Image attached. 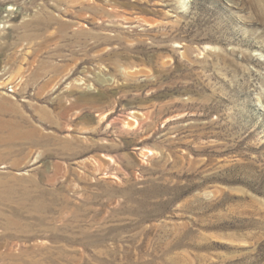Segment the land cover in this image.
<instances>
[{
  "label": "rangeland",
  "instance_id": "rangeland-1",
  "mask_svg": "<svg viewBox=\"0 0 264 264\" xmlns=\"http://www.w3.org/2000/svg\"><path fill=\"white\" fill-rule=\"evenodd\" d=\"M0 264H264V0H0Z\"/></svg>",
  "mask_w": 264,
  "mask_h": 264
}]
</instances>
